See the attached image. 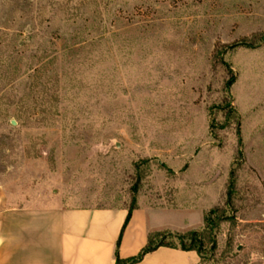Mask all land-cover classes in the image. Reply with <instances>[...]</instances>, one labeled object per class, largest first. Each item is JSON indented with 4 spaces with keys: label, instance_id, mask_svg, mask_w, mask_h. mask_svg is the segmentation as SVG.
Instances as JSON below:
<instances>
[{
    "label": "rangeland",
    "instance_id": "obj_1",
    "mask_svg": "<svg viewBox=\"0 0 264 264\" xmlns=\"http://www.w3.org/2000/svg\"><path fill=\"white\" fill-rule=\"evenodd\" d=\"M135 201L264 264V0H0V212Z\"/></svg>",
    "mask_w": 264,
    "mask_h": 264
},
{
    "label": "crops",
    "instance_id": "obj_2",
    "mask_svg": "<svg viewBox=\"0 0 264 264\" xmlns=\"http://www.w3.org/2000/svg\"><path fill=\"white\" fill-rule=\"evenodd\" d=\"M73 208L58 205L7 208L0 212V264H116L139 255L152 232L193 228L165 210L138 205ZM204 222V219H203ZM202 225V224H201ZM196 251L160 247L137 264H200Z\"/></svg>",
    "mask_w": 264,
    "mask_h": 264
},
{
    "label": "trees",
    "instance_id": "obj_3",
    "mask_svg": "<svg viewBox=\"0 0 264 264\" xmlns=\"http://www.w3.org/2000/svg\"><path fill=\"white\" fill-rule=\"evenodd\" d=\"M216 50L214 51V55H215ZM235 81V77H232V79L230 80V82L227 84V91H230L232 85L234 84ZM225 109H227V116L228 119H238V115H237V111L235 110V108L231 105V101L226 102V106ZM228 124H225L224 127H227ZM235 190V180H234V176L232 174V178H231V182L229 185V189H228V200H227V205L231 204L232 199H233V193ZM138 207V205H136V201H135V205H132L129 208V215L126 221L125 226L127 225V223L129 222L130 218H131V213L134 209H136ZM224 212L222 211V209H214L212 211H210L208 213V215L205 217L204 219V223H205V231L213 228L216 225V222H214V220H216V218L213 217H217V215L219 214V217L221 214H223ZM217 217V220L218 218ZM214 219V220H213ZM203 234L197 231H190L188 233L185 234H174V233H170V232H152L149 235V240H148V244L145 248L142 249V251L139 253V255L129 258V259H125L122 260L119 256L118 253V248L120 245V240L117 243V252H116V264H137L139 262H141L145 256L155 250H157L160 247H169V248H177V249H181V250H185V251H196L198 252V254L200 255L201 259L203 257V252H202V247L196 245L197 242L201 245V246H205V241L203 242ZM189 238L191 240V244L190 245H186L184 244V241L186 240V238ZM167 238H178L179 240H181L183 243L181 246H175L170 244L169 242H167ZM207 243V242H206ZM209 244H212L213 241L209 240L208 241Z\"/></svg>",
    "mask_w": 264,
    "mask_h": 264
}]
</instances>
